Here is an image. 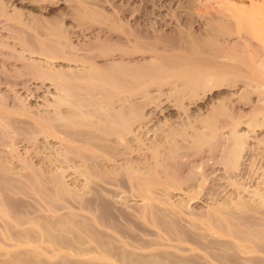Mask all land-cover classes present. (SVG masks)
<instances>
[{
    "label": "bare ground",
    "instance_id": "1",
    "mask_svg": "<svg viewBox=\"0 0 264 264\" xmlns=\"http://www.w3.org/2000/svg\"><path fill=\"white\" fill-rule=\"evenodd\" d=\"M78 1L76 10L80 13L73 19L75 23L86 24L84 28L98 22L107 30L124 22V19L118 21L119 17L115 18L114 14L106 16L107 12L102 16L104 14L97 10L99 16L93 8L89 9L86 3L79 5ZM204 1L211 15L206 11V17L208 14L211 21L199 33L198 30L192 32L193 26L190 31L186 22L187 30L174 29L183 23L178 19L180 22L172 27L174 31L171 30L170 35L161 30L160 36L145 40L134 30L131 43L132 34L125 39L119 34L113 39L110 34L104 37V42H95L98 45L93 44L94 48L88 43L92 51L89 48V53L86 50L85 55L78 57L80 54L73 53V43L69 42L68 28L57 12L49 16L47 11L48 17H45L16 7L8 11V5L0 0L3 29L0 34V208L4 213L15 215L26 200H22L23 196L36 202L39 198L48 200L52 209L60 207L61 201L73 204L88 214L82 219L73 212L43 220L36 217L39 218L36 224L52 246L73 249L77 253L98 251L107 259L113 257L124 264H180L182 259L194 262L191 255L190 259L183 258L184 255L180 258L165 247L166 250L147 252L154 248L146 249L152 240L141 239L139 231L150 236L148 225L169 239L210 247L208 255L222 264H246L238 261V251L264 252V178L259 182L251 180L256 170L252 166L260 157L264 170V138L257 140L262 144L261 153L258 147L259 156L250 155L252 145L247 142L253 131L264 127V0ZM131 25L126 28L130 32ZM138 25L136 27H140ZM125 27H119L124 35ZM143 36L145 38V34ZM134 47L144 53L146 49L149 53L161 51H152L154 59L146 61L132 62L129 58L112 63L96 62L100 55H111V58L116 53L129 55ZM55 61L64 65L81 61L88 67L71 69L66 65L60 68L55 67ZM37 82L40 84L35 85ZM44 82L52 85L55 95L44 103L47 108L44 105L39 111L35 103L34 110V105L26 99H34ZM236 86L242 88L237 92V99L233 95L234 100L229 90ZM152 87L156 95L149 93ZM166 88L168 91L164 93ZM19 89L25 97H20ZM209 94H215L217 99H210L211 104L204 112L190 114L187 111V104H194ZM161 95L185 115L168 116L161 123H155L152 136L145 137L149 129L143 133L141 128L155 114L148 116L144 109L151 103L153 108L159 107L163 103ZM241 106L249 110L239 109ZM240 124L246 131L240 130ZM40 134L47 143L54 142L51 137L59 138L61 151L52 153L47 143H37ZM22 142L31 146V150L25 149V155L18 149ZM43 152L47 154L43 156ZM247 159L254 171L251 175L245 170ZM259 167L261 164L257 167L261 170ZM80 177L83 182L76 185L72 180L75 184L71 187L64 180ZM249 181L256 182L253 188ZM179 190L185 192L187 198L175 201L173 193ZM136 196L142 199L141 203L143 201L139 206L128 201ZM57 199L61 200L58 204ZM191 200L200 202L206 209L194 212L189 206ZM186 217L188 227L184 222ZM16 220V223L20 221ZM200 224H205L209 233L212 231L211 236L223 235L226 239L220 241L218 236L216 239L209 235L207 238L204 232L203 236L202 231H197L207 241L202 245L191 229ZM228 237L234 238L237 245L236 242V246L232 245ZM83 239L94 243L80 248L76 244ZM257 256H249L251 262Z\"/></svg>",
    "mask_w": 264,
    "mask_h": 264
},
{
    "label": "rangeland",
    "instance_id": "2",
    "mask_svg": "<svg viewBox=\"0 0 264 264\" xmlns=\"http://www.w3.org/2000/svg\"><path fill=\"white\" fill-rule=\"evenodd\" d=\"M73 1V2H72ZM81 1L83 2V3H81ZM85 1V2H84ZM124 1V2H123ZM126 1V2H125ZM191 0H80V1H78V3H79V5H81V4H83V5H85V3H86V5H87V7L90 9V8H93L92 9V11L94 12L95 11V13L97 12V10L100 12V13H103L104 15H102V16H105L106 15V12H107V14L108 15H106V16H109L110 14H114L115 15V18H118L119 17V20L118 21H121V19L124 21V22H119V23H121V25L119 26H115V27H109V29H108V27H107V30H106V28H105V26H103L104 24L103 23H101V24H99L98 22L96 23H93V26L95 25V27H93V26H91V27H89V28H84L85 27V25L86 24H78V23H75L76 21V19L74 18L73 19V17H76L77 16V14H79L80 12H78V10H76L77 8V6H76V3H77V0H76V2H75V0H71V2H70V0L68 1V0H51V2H50V0H3V2H5V4H7L8 6H7V9H8V11H11L12 9V7H16V8H18V9H21V10H23L25 13H27V11H30V12H34V13H37V14H44L45 15V17H48L47 16V14H48V12H49V16H51L50 14H52V15H54L55 16V13L57 12V14L59 15H57L58 17H62V20H63V22L66 24V26H67V28H68V31H69V42H70V44H72L74 47H79V49L78 48H73V46H72V49H74V50H78V51H74L73 50V53L75 54V55H78V54H80L78 57H81V56H83V54L86 52V50L88 49L89 50V48H91V47H89L88 48V43H89V46L90 45H92V47L94 48L96 45H98L97 43H102V42H104L105 40H106V38L104 39V37L106 36H109L110 34V37L112 36L113 37V39L115 38V37H117L118 36V34H119V36L121 37V38H129L130 37V35L132 34V36L129 38V40L131 39V43H132V40H133V37H134V30H137L136 31V33H138V34H140L139 36L141 37L140 39H145V40H152V38L154 37H157V36H160L161 35V33L163 32H159V31H161V30H164V32L163 33H165L166 35H170L171 33H172V31H174V29H177V28H182L181 30L182 31H185V30H183V29H186L188 26L190 27L189 28V30L190 31H192L193 29V31L192 32H196L197 30V32L199 33V31L201 32L202 30H204V28L207 26V24L206 23H208V22H210L211 20V18L209 17V16H211L210 15V12H209V10H210V8H207L206 7V5L208 4V3H205L204 5H203V3L204 2H206V1H204V0H192L191 2H190ZM196 1V2H195ZM198 1H199V4H200V2H201V4L199 5L198 4ZM231 2H234V0H230ZM236 1H237V3H239V1L238 0H235V3H236ZM144 2H146L145 4H147V5H145L144 4ZM193 2V3H192ZM244 2H247L248 3V1H244ZM161 3V4H160ZM69 4V5H68ZM142 4V5H141ZM196 4V5H195ZM14 5V6H13ZM71 5H73V6H71ZM202 5V6H201ZM67 6H69V8H67ZM89 6H91V7H89ZM146 6V7H145ZM154 6V7H153ZM201 6V7H200ZM203 6H205V7H203ZM74 9H73V8ZM189 7V8H188ZM191 7V8H190ZM197 7H198V9H197ZM200 7V8H199ZM51 8V9H50ZM79 8V7H78ZM88 8H85V9H87L88 10ZM126 8V9H125ZM136 8H138L139 9V11H138V9H136ZM144 8H147V9H144ZM192 8H194L193 9V11H192ZM205 8V9H204ZM207 8V9H206ZM49 9H50V11H49ZM69 9V10H68ZM143 9V10H142ZM151 9V10H150ZM153 9V10H152ZM155 9V10H154ZM196 9L197 10H199V12H196ZM201 9V10H200ZM76 10V11H75ZM86 10V11H87ZM146 12H145V11ZM188 10V11H187ZM202 10H203V12H202ZM48 11V12H47ZM70 11V12H69ZM75 12V13H72L71 14V12ZM148 11H149V13H148ZM192 11V12H191ZM208 12L209 13V16H208V14H207V17H206V14H205V12ZM60 12V13H59ZM62 12H64V14L62 13ZM99 12H97L98 13V15L100 14ZM111 12V13H110ZM155 12V13H154ZM190 12V13H189ZM61 13L63 14V16L61 15ZM158 13V14H157ZM146 14V15H145ZM150 14H152L151 15V17H150ZM177 14H179V15H177ZM44 15H42V16H44ZM66 15V16H65ZM145 15V16H144ZM99 16H101V15H99ZM111 16H113V15H111ZM117 16V17H116ZM149 16V17H148ZM157 16V17H156ZM190 16V17H189ZM65 17H66V19H65ZM72 17V18H71ZM114 17V16H113ZM136 17H138V20H137V18ZM177 17V18H176ZM180 17V18H179ZM188 17V18H187ZM192 17V18H191ZM159 18V19H158ZM162 18V19H161ZM191 18V19H190ZM161 19V20H160ZM180 21H182L183 23H179V25H178V27H176V28H174L177 24H178V22H180ZM209 21H208V20ZM188 20H189V22H188ZM75 21V22H74ZM146 21H147V24H150V26L149 27H147L148 25L146 24ZM166 23H165V22ZM175 21H177V22H175ZM191 21V22H190ZM2 22V21H1ZM128 23L127 25H126V23ZM163 22V23H162ZM188 24V26H187V24ZM63 23V25H65ZM124 23H125V25H124ZM138 23H139V25H138ZM140 23H142V25L140 24ZM145 23V25H143ZM151 23H153V24H151ZM175 23V24H174ZM177 23V24H176ZM184 23H185V25H186V27H185V25H184ZM131 24H133V27H132V25ZM160 24H162V25H160ZM190 24H192V25H190ZM129 25H131V28H130V30H131V32L129 31V30H127L126 28H128L129 29ZM134 25H135V28H134ZM140 26V27H136V26ZM147 25V26H146ZM154 25V26H153ZM159 25V26H158ZM175 25V26H174ZM81 26V27H80ZM99 26V27H98ZM107 26V25H106ZM122 26V27H121ZM123 26L125 27V30L127 31V33H129L130 32V34H127L126 32V34L124 35V32L123 31H121V30H123V29H120V28H123ZM128 26V27H127ZM142 26V27H141ZM143 26H145V27H143ZM155 27V29L153 28V27ZM158 26V27H157ZM179 26H181V27H179ZM182 26H184V28L182 27ZM192 26H193V29H192ZM87 27V26H86ZM117 27V28H116ZM120 27V28H119ZM146 27L148 28V29H150V27H151V29L153 30L154 29V31H155V33H154V31H149L148 29H146ZM174 29H173V28ZM199 27V28H198ZM100 28V29H99ZM102 28H105V29H102ZM114 28H116V30L115 31H113V29ZM118 28L120 29V31L118 30ZM133 28V29H132ZM141 28V29H140ZM157 28V29H156ZM161 28V29H160ZM70 29V30H69ZM112 29V30H111ZM160 29V30H159ZM166 29V30H165ZM169 29V30H168ZM202 29V30H201ZM110 30V31H109ZM133 30V31H132ZM143 30H144V32H143ZM146 30V31H145ZM158 31V33H157V31ZM172 30V31H171ZM187 30V29H186ZM97 31V32H96ZM117 31H119V32H117ZM142 31V32H141ZM148 31V32H147ZM71 32V33H70ZM105 33V35L104 34H102V33ZM108 32V33H107ZM112 32V33H111ZM113 32H114V34H113ZM133 32V33H132ZM139 32H141V33H139ZM149 32H151V33H149ZM194 32V33H195ZM196 32V33H197ZM3 33V29L1 28V23H0V34H2ZM107 33V34H106ZM115 33H116V35H115ZM97 34V35H96ZM143 34H145V38H144V36H143ZM155 34V35H154ZM158 34V35H157ZM149 35H150V37H149ZM97 36V37H96ZM143 36V37H142ZM153 36V37H152ZM101 37V38H100ZM148 37V38H147ZM95 38L96 39H100L99 41L98 40H95ZM150 38V39H149ZM153 38V39H154ZM73 41V42H72ZM93 41H94V43H93ZM90 42H92V43H90ZM95 42H97V43H95ZM83 44V45H82ZM93 44H96V45H93ZM82 45V46H81ZM85 45V46H84ZM82 48H81V47ZM87 46V47H86ZM132 46V45H131ZM84 47H86V48H84ZM125 47H129V46H125ZM93 48H91V50L90 51H92V49ZM81 49V50H80ZM83 49H85V50H83ZM129 49H130V47H129ZM134 49H135V47H134ZM87 50V52L89 53L90 51H88ZM137 49H135L131 54H129V55H126L127 56V58H126V56L124 55H120L119 53V55H117V53L116 54H113V58H111L112 56L111 55H103V57H101L102 55H100V57L98 58L97 57V59H96V62H98V63H112V62H118L119 61V59L120 60H124V61H128V59H129V61L131 60L132 62H134V60L135 61H143V59H144V61H146L147 59H149V60H151L153 57H155L154 55H152L153 54V52H159V51H161V50H159V51H156V50H152L151 51V49H150V51L152 52V54H151V52L149 53V51H147L148 49H146L145 50V52L146 53H144V51L142 50H140L139 51V49L136 51ZM136 51V52H135ZM86 52V53H87ZM142 52H143V54H142ZM149 54H148V53ZM82 54V55H81ZM155 54V53H154ZM85 55V54H84ZM117 55V56H116ZM139 55V56H138ZM111 56V57H110ZM105 57V58H104ZM139 57H141V58H139ZM145 57V58H144ZM148 57H150V58H148ZM152 57V58H151ZM109 59V60H108ZM112 59H114V60H112ZM154 59V58H153ZM106 61V62H105ZM112 61V62H111ZM81 62V61H80ZM80 62H78V61H71V63H69L68 65L67 64H60V62H54V65H56L55 67H65L66 65L68 66H66V68H74V69H78V68H82V69H85V68H87L88 66L84 63V64H82V63H80ZM58 63V64H57ZM74 66V67H73ZM38 83L39 82H37V83H35V85L37 84L38 85ZM40 84V83H39ZM44 87H41L39 90H38V93H37V95H36V99L34 98H31V99H29V98H27L26 100H28V101H30V104H32V105H34L35 103H36V105L38 106H36V105H34L33 106V108L35 107V108H38L39 109V111H41L42 109H44V108H47L46 107V105L44 104V103H48L47 101L49 100V102L52 100V98L54 97V95H55V92L53 91V88H51L52 87V85L50 84V83H45L44 82ZM45 86H47L46 88L48 89H45ZM240 87V88H239ZM242 87L241 86H236V87H234V88H232V89H230L229 90V92L230 93H233L232 94V96L234 95L235 97H236V99H237V94L239 93V91H240V89H241ZM153 90V91H152ZM168 91V89L166 88L165 89V91H163L164 93L165 92H167ZM220 90H223V89H220ZM49 93H48V92ZM152 91V92H151ZM216 91V90H215ZM215 91H214V93H215ZM22 92V90L21 89H19L18 90V93H20L19 95H20V97H22V96H24L25 97V93H21ZM42 92H43V94H42ZM155 93V95H156V90H154V88L152 87V88H150V90H149V93H151V94H154ZM238 92V93H237ZM41 93V94H40ZM54 93V94H53ZM236 94V95H235ZM211 96V97H210ZM232 97L234 100H236L235 99V97ZM27 97H29V96H27ZM40 97V98H39ZM44 97V98H43ZM52 97V98H51ZM42 99V100H41ZM136 99H138V97L136 98ZM140 99V98H139ZM160 99H161V102H163V103H161L160 105H159V107L157 106L156 108H153L154 107V105L151 103V104H149V106H146L145 107V109H144V111L145 112H147L146 114L148 115V114H150V115H152V114H155V115H152V118L153 119H151L150 120V122L148 121V123H146L145 124V126L143 127V128H141V131L144 133V132H146V130L145 129H149L147 132L149 133V135H145V137H150V135L152 136V132H151V130L153 129V127H154V125H156L158 122L159 123H161L163 120H165L166 119V117L167 118H171V117H175V116H179V115H181L182 114V116L183 115H185V114H183V113H181L180 111V109H177V107H175L173 104H171L172 102L171 101H169V99H167L166 97H165V95H161L160 96ZM164 101H163V100ZM210 99H211V101H214V100H216L217 99V97L215 96V94L214 95H211V94H209L208 95V97L207 96H204V98L203 99H201L200 101L198 100L196 103H194V104H187V103H185V104H187L188 106V108H187V111L188 112H190V114H193V113H196L197 111H203L204 112V109H206V107H207V105H210L211 104V101H210ZM47 100V101H46ZM32 101V102H31ZM45 101V102H44ZM169 102V103H168ZM40 104V105H39ZM170 104V105H169ZM205 104V105H204ZM44 105H45V107H44ZM199 105V106H198ZM44 108H43V107ZM167 106H169L168 108H167ZM203 106H204V108H203ZM35 108H34V110H35ZM165 108V109H164ZM191 108V109H190ZM193 108H194V110H193ZM198 110H197V109ZM200 108V109H199ZM202 108H203V110H202ZM148 109V110H147ZM190 109V110H189ZM239 109H244L245 111H248L249 110V107H239ZM154 110V111H153ZM150 111V112H149ZM151 111H153V113L151 112ZM156 111V112H155ZM157 114V115H156ZM150 115H148V116H150ZM169 116V117H168ZM155 117H156V119H155ZM165 117V118H164ZM177 117H175V118H177ZM159 120H158V119ZM172 118V119H173ZM152 123V124H151ZM156 123V124H155ZM148 125H150V127H148ZM242 124H240V130H245L246 131V129H245V126H241ZM138 129H136V130H138L139 131V129H140V127H137ZM254 133H252V135H249V137H248V141L247 142H249V145H252V146H250V148H249V153H250V155H251V153H252V157L253 156H259V155H261L260 153L262 152V144H259V143H257L258 141V138H264L263 136H264V127L263 128H261V129H256L255 131H253ZM251 133V132H250ZM256 133V134H255ZM224 134H226V132L224 133ZM40 135H42V134H40ZM144 135H143V137H144ZM254 136V137H253ZM257 136V137H256ZM55 137V136H54ZM54 137H51L52 139H53V141L54 142H44L43 140H44V137H43V135L42 136H38V141L39 142H37V143H40V145L42 144V145H45L46 143H47V145H49L48 146V151H51L52 153L56 150H60L61 151V149L60 148H58L60 145V143H59V141H58V139L59 138H57L56 139V137L54 138ZM252 137L254 138L253 140H252ZM255 137L257 138V139H255ZM250 138V139H249ZM41 141H42V143H41ZM256 141V142H255ZM53 143V144H52ZM256 144V145H255ZM258 144H259V146H258ZM19 145V147H18V149H19V152H21L22 154L24 153V155H25V149H29V150H31L30 148H31V146H28L29 144L28 143H23L22 142V144L21 143H19L18 144ZM53 145V146H52ZM57 145V146H56ZM261 145V146H260ZM22 146L24 147V149L22 148ZM28 146V147H27ZM255 148H254V147ZM257 146V147H256ZM26 147V148H25ZM50 147V148H49ZM260 148V150H259V148ZM53 148V149H52ZM257 148H258V150H257ZM21 149V150H20ZM46 149V150H47ZM251 149H253V150H251ZM53 150V151H52ZM258 151H260V153L258 152ZM43 154V156L45 155V154H47V153H45V152H43L42 153ZM49 154V153H48ZM261 158V159H260ZM260 158H257V160L258 159H260V161H256V163L257 164H255L254 163V166H252L254 169H256V170H254L257 174H255V172L252 170L253 168L252 167H250V165H249V160L247 159V161H246V164H247V166H246V164H245V167L247 168H245V170H246V172H248L250 175H251V173H253L251 176H254V177H252V179L251 180H254V181H262V179L264 178V170L262 169V157H260ZM259 162V163H258ZM259 164H261V167H259V168H261V170L260 169H258L257 167L259 166ZM253 165V164H252ZM256 165H258V166H256ZM250 170V171H249ZM263 170V171H262ZM252 171V172H251ZM263 174V175H262ZM246 175H247V173H246ZM260 175V176H259ZM259 178H258V177ZM239 177V176H238ZM262 177V178H261ZM81 178V177H80ZM261 178V179H260ZM71 178H65L64 180L66 181V183H67V185H69L70 187L71 186H74V184L76 183V185L77 184H79V183H82L83 182V179L81 178V179H71ZM223 179V178H222ZM224 179H226V177L224 178ZM72 180H74L75 181V183H74V181H72ZM82 180V181H81ZM249 180V179H248ZM81 181V182H80ZM221 181H224V180H221ZM256 182H254L253 183V181H249V183L250 184H253V185H251V187L250 188H253V186L256 184ZM227 183V179L225 180V182H224V184H226ZM261 184H262V182H261ZM260 184V185H261ZM181 191L182 190H179V191H176V192H174L173 193V197H172V199H174L175 201H177L178 200V198L179 199H183V198H185V196H186V194H185V192H182L181 193ZM104 193V192H103ZM183 193H184V195H183ZM120 194H122L121 192H120ZM179 196V197H177V195ZM33 196V195H32ZM175 196V197H174ZM182 196V197H181ZM250 196H251V193H250ZM24 197V198H23ZM23 197H21L22 198V200L24 199H26L23 203L25 204V202H26V204L24 205L23 204V208L21 209L20 208V210H18L16 213H15V215H13V216H11V215H8V214H6V213H4V211L1 209V211H0V264H23V263H25V264H105V263H107V264H124L122 261H120V260H115V258H113V257H111L110 259H107L106 257H104L101 253H99L98 251H92V252H81V253H77V252H75L73 249V251L75 252H73L72 250H70V249H68V248H61V249H57V248H54L53 246H52V242L49 240V239H47L45 236H44V234H43V230L38 226V224H36L38 221V219L39 220H43V218H47V217H53V216H55V215H61V214H67V213H69V212H73V213H76L77 214V217L78 218H80V219H82V218H84V215H87L88 213H87V211L86 210H84V209H79L78 207H76V206H74L73 204H66L65 202L63 203L60 199H57L55 202L58 204L60 201L62 202V204H60L59 203V205H60V207L58 206L56 209H52L50 206H49V204L47 203L48 202V200H43V199H41V200H43V201H41L40 200V198H39V200H38V202H36L34 199H30L29 197H25V196H23ZM38 198V197H37ZM187 198V197H186ZM185 198V199H186ZM141 198L140 197H134V199H133V197H131V198H129V203H134L135 204V206H139L140 204H142L143 203V201H142V203H141V200H140ZM177 199V200H176ZM185 199H183V200H185ZM29 200V201H28ZM60 200V201H59ZM40 201V202H39ZM45 201V202H44ZM59 201V202H58ZM34 202V203H33ZM195 202V203H194ZM197 201H194V200H191L190 201V203H189V206L190 207H192V208H194V212L196 211H198L199 212V210H201L202 211V209L204 210V209H206V206L205 205H202L200 202H197ZM27 203H28V205H27ZM30 203V204H29ZM37 203V204H36ZM39 203V204H38ZM47 203V204H46ZM31 204H33V206H30ZM137 204V205H136ZM201 206H200V205ZM44 205H45V207H44ZM133 205V204H132ZM197 208H196V207ZM205 206V207H204ZM50 207V208H49ZM201 207H203V208H201ZM199 208V209H198ZM36 209V210H35ZM198 209V210H197ZM57 210V211H56ZM193 210V209H192ZM1 212H2V214H1ZM197 212V213H198ZM18 213V214H17ZM19 215V216H18ZM20 219H19V218ZM36 217H39V218H36ZM188 217V216H187ZM187 217L185 218V221L182 219V223H183V221L184 222H186V220H189V219H187ZM1 218H2V220H1ZM15 218V219H14ZM16 218L18 219V220H20L19 222H17L16 223ZM188 218H190V217H188ZM3 219H5V222L3 221ZM15 220V221H14ZM34 221V223H32ZM37 221V222H36ZM9 222V223H8ZM3 223H5V225H3ZM8 223V224H7ZM187 224H185V223H183V224H185L186 225V227H188V225H189V223H188V221L186 222ZM6 224L8 225V226H6ZM10 225V226H9ZM204 225V226H203ZM7 228H6V227ZM29 226H30V228H31V226H32V230L29 228ZM190 226V225H189ZM203 226V227H202ZM10 227V228H9ZM12 227V228H11ZM39 227V228H38ZM152 227V228H151ZM9 228V229H8ZM29 228V229H28ZM33 228H34V230H33ZM148 228H149V230L151 231L150 233H152V234H150V236L148 235H146L145 236V234H143V233H140V231H139V236H141L140 238L142 239H147L148 237V239L147 240H152L151 242H152V244H150L146 249L147 250H149V249H151L152 247H154V248H152L151 249V251L149 250V251H147V252H153V251H156V250H161V249H163V250H166L167 249V251H173V253H175V254H177L180 258H182L181 256H183L184 255V257L183 258H185L186 256V258H189L190 256L189 255H191V259L193 258L194 259V262H190L189 260H181L180 261V264H222L221 262H219L218 260H216L215 258H211L208 254V252H210V250H212V249H210V250H208L210 247H207V248H203L204 247V243H206L207 241H206V239H204L203 238V236H204V234H205V236L207 237V238H216L217 239V237L216 236H218V239L217 240H219L220 239V241H221V238L222 239H226V236H223V235H217L216 234V236L215 237H213V236H211V232L209 233V231L210 230H208L206 227H205V224H200V227H199V225H198V227H194V228H191L192 229V232L194 233H196V237H198V239L196 238V240H198L199 241V243L201 242V244H202V242H203V247L201 246V245H197V244H195V243H193L192 241H188V240H186V243H185V240H182L181 242L179 241V240H177V239H173V237H170V239H169V237L168 236H166L163 232H161L160 230H158L157 228L155 229V227L154 226H152V225H148ZM13 229V230H12ZM191 229H189V230H191ZM195 229V231H193ZM198 229V230H197ZM206 229V230H205ZM10 230V231H9ZM23 230V232H20V231H22ZM32 232V233H29L30 231ZM208 230V231H207ZM13 231H15V232H12ZM27 231H29V232H27ZM137 231V232H138ZM201 232L202 231V234H203V232H204V234H203V236L200 234H197L198 232ZM160 232V233H159ZM191 232V233H192ZM35 233H37V234H35ZM163 233V234H162ZM192 233V234H193ZM206 233H208V234H206ZM20 234V235H19ZM31 234V235H30ZM142 234H143V237H142ZM159 234H161V235H159ZM32 235H33V237H32ZM208 235H209V237H208ZM214 235H215V233H214ZM220 236V237H219ZM152 238V239H151ZM203 238V239H202ZM154 239V240H153ZM159 240V241H157V240ZM200 239V240H199ZM224 239V240H225ZM229 239H231V240H229ZM202 240V241H201ZM227 240H229V241H231L232 242V245H235V243L234 242H236V240H234V238H227ZM154 241V242H153ZM184 241V242H183ZM188 241V242H187ZM157 242H159L158 243V245H154L155 243H157ZM190 242V243H189ZM192 242V243H191ZM88 243H92V245H93V243L94 242H88ZM87 241L85 240V239H83L82 240V242L81 243H77L76 245L78 246V247H80V248H84L85 246H87ZM175 244V245H174ZM153 245V246H152ZM177 245H179V247H181V248H179ZM236 245H237V242H236ZM235 245V246H236ZM167 246V247H166ZM199 246V247H198ZM128 247V246H127ZM150 247V248H149ZM158 247V248H157ZM166 249H165V248ZM206 247V246H205ZM128 248H130V247H128ZM155 248H157V249H155ZM74 249H76V248H74ZM155 249V250H154ZM170 249H172V250H170ZM175 249V250H174ZM208 250V251H207ZM145 251V252H146ZM146 252V253H147ZM14 253H17L18 254V256H16ZM14 256H13V255ZM180 254H182V255H180ZM252 255H254L255 257L257 256L258 258H255V257H253L254 259H255V261H254V259H252V262H251V260H250V258H252V257H250L249 258V256H252ZM189 256V257H188ZM237 256H238V261L240 262V261H242L243 263L244 262H246V264H264V252L263 251H261V252H259V251H254V252H248V251H238L237 252ZM18 257L20 258V259H18ZM247 258H249V260L247 261L246 259ZM259 258H261L260 260H259ZM22 259V260H21ZM29 260L30 261V263H29V261H28V263H26L25 261L26 260ZM190 259V258H189ZM192 259V260H193ZM257 259V260H256ZM165 260V259H164ZM167 260V259H166ZM165 260V262H167ZM259 260V261H258ZM23 262V263H22ZM258 262V263H257Z\"/></svg>",
    "mask_w": 264,
    "mask_h": 264
}]
</instances>
